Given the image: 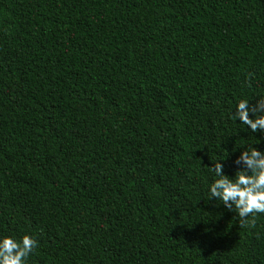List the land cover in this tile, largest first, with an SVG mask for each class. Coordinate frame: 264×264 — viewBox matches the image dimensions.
<instances>
[{
    "label": "trees",
    "instance_id": "obj_1",
    "mask_svg": "<svg viewBox=\"0 0 264 264\" xmlns=\"http://www.w3.org/2000/svg\"><path fill=\"white\" fill-rule=\"evenodd\" d=\"M264 0H0V235L26 264H264L210 200L260 143Z\"/></svg>",
    "mask_w": 264,
    "mask_h": 264
},
{
    "label": "clouds",
    "instance_id": "obj_2",
    "mask_svg": "<svg viewBox=\"0 0 264 264\" xmlns=\"http://www.w3.org/2000/svg\"><path fill=\"white\" fill-rule=\"evenodd\" d=\"M231 118L246 126L253 134L264 135V96L254 101L241 99ZM259 144L238 151L232 159V175L225 172L220 159L209 166L215 179L208 191L210 200H219L229 212H235L241 223H254L257 214H264V147ZM38 241L25 234L17 239L0 235V264H26Z\"/></svg>",
    "mask_w": 264,
    "mask_h": 264
}]
</instances>
